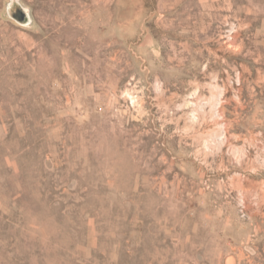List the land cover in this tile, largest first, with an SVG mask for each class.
<instances>
[{"label": "rangeland", "instance_id": "1", "mask_svg": "<svg viewBox=\"0 0 264 264\" xmlns=\"http://www.w3.org/2000/svg\"><path fill=\"white\" fill-rule=\"evenodd\" d=\"M0 264H264V0H0Z\"/></svg>", "mask_w": 264, "mask_h": 264}, {"label": "water", "instance_id": "2", "mask_svg": "<svg viewBox=\"0 0 264 264\" xmlns=\"http://www.w3.org/2000/svg\"><path fill=\"white\" fill-rule=\"evenodd\" d=\"M8 15L21 24L27 23L28 18L26 11L17 4H13L10 6V8L8 9Z\"/></svg>", "mask_w": 264, "mask_h": 264}]
</instances>
